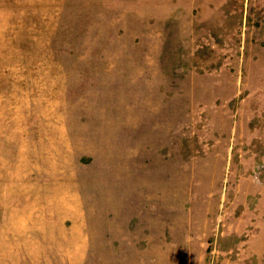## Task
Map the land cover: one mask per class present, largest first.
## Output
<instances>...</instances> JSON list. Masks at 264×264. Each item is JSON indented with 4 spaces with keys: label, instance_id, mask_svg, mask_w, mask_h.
<instances>
[{
    "label": "rangeland",
    "instance_id": "rangeland-1",
    "mask_svg": "<svg viewBox=\"0 0 264 264\" xmlns=\"http://www.w3.org/2000/svg\"><path fill=\"white\" fill-rule=\"evenodd\" d=\"M0 264H264V0H0Z\"/></svg>",
    "mask_w": 264,
    "mask_h": 264
}]
</instances>
